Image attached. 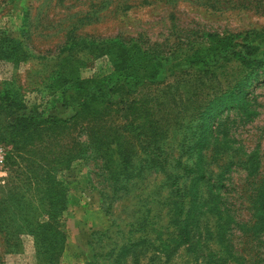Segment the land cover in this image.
I'll list each match as a JSON object with an SVG mask.
<instances>
[{
    "label": "rangeland",
    "instance_id": "1",
    "mask_svg": "<svg viewBox=\"0 0 264 264\" xmlns=\"http://www.w3.org/2000/svg\"><path fill=\"white\" fill-rule=\"evenodd\" d=\"M209 33L257 37L263 49L264 0H0V36L21 40L24 52L18 64L0 55V89L14 83L29 106L69 118L73 109L44 88L73 41L82 43L80 50H73L79 56L92 44L137 43L159 53L165 66L178 65L174 70L180 75L185 74L179 66L184 56L192 47L206 46ZM237 66L231 61L224 70L211 66L202 74L252 73ZM110 70L108 58L101 57L82 69V76ZM163 74L171 76L172 71ZM244 98V110L229 102L214 109L215 116L207 120L212 123L210 144L200 153L182 154L184 136L179 129L171 131L165 145L166 172L146 170L115 182L102 160L89 158L60 174L70 188L68 209L60 218L67 235L62 264H264V227L257 226L261 218L252 203L264 184V77ZM0 149L5 154L1 198L24 163L11 145L0 143ZM178 159L211 178L197 187L203 213L192 224L196 248L173 241L185 216L176 215L174 190L188 194L195 188V176L179 170ZM170 177L176 179L174 188ZM213 184L222 187L219 191L227 198L221 215L207 207ZM124 247L129 252L120 257ZM0 264H37L32 236H23L22 252L8 254L0 237Z\"/></svg>",
    "mask_w": 264,
    "mask_h": 264
},
{
    "label": "trees",
    "instance_id": "2",
    "mask_svg": "<svg viewBox=\"0 0 264 264\" xmlns=\"http://www.w3.org/2000/svg\"><path fill=\"white\" fill-rule=\"evenodd\" d=\"M205 38L206 46L192 47L184 56L179 66L185 74L180 75L174 70L178 65L165 66L159 53L137 43L116 40L92 44L86 46V54L79 56L73 50L82 43L73 41L44 88L59 94L63 105L73 109L69 118L45 115L37 105L29 106L19 86L3 85L0 143L11 145L16 158L24 163L0 198V237L5 254L22 252L23 236L29 235L33 238L37 264H62L67 235L60 218L68 209L70 188L60 174L76 162L102 160L115 182L120 178L133 179L146 170L166 172L169 156L165 145L171 131L179 129L184 136L182 154L185 150L188 155L200 153L210 144L212 123L207 120L215 116L214 109L229 102L244 110L248 105L244 96L264 77L258 74V70L264 73V48L256 43L257 37L242 39L209 33ZM22 45L21 40L0 36V55L18 64L23 61ZM101 57L108 58L110 72L83 77L82 69ZM231 61H236L237 68L242 70L251 68L252 73L202 74L211 66L224 70ZM166 70L172 71V82L171 76H164ZM251 163L253 166L254 158ZM176 164L184 174L195 176V188L188 194L174 190L178 197L176 215L185 216L173 241L196 248L192 224L203 213L197 187L211 178L181 159ZM225 168L228 172L229 167ZM225 173L223 170L221 177ZM170 181L174 188L176 179L170 177ZM213 185L215 191L211 190L213 196L207 207L221 215L227 209V198L219 191L222 183L220 188ZM261 185L252 203L255 215L261 218L257 226L263 228L264 184ZM183 197L187 200L182 201ZM128 252V247L122 248L120 257Z\"/></svg>",
    "mask_w": 264,
    "mask_h": 264
},
{
    "label": "built area",
    "instance_id": "3",
    "mask_svg": "<svg viewBox=\"0 0 264 264\" xmlns=\"http://www.w3.org/2000/svg\"><path fill=\"white\" fill-rule=\"evenodd\" d=\"M4 158H5L4 150L0 149V163L4 162Z\"/></svg>",
    "mask_w": 264,
    "mask_h": 264
}]
</instances>
